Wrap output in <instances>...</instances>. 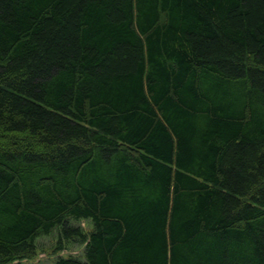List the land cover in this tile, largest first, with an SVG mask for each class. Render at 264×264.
Masks as SVG:
<instances>
[{
    "label": "trees",
    "instance_id": "16d2710c",
    "mask_svg": "<svg viewBox=\"0 0 264 264\" xmlns=\"http://www.w3.org/2000/svg\"><path fill=\"white\" fill-rule=\"evenodd\" d=\"M52 234L264 264V0H0V264Z\"/></svg>",
    "mask_w": 264,
    "mask_h": 264
},
{
    "label": "rangeland",
    "instance_id": "374dc122",
    "mask_svg": "<svg viewBox=\"0 0 264 264\" xmlns=\"http://www.w3.org/2000/svg\"><path fill=\"white\" fill-rule=\"evenodd\" d=\"M79 223H81L86 231H89L92 228V225L88 220H82ZM57 238L56 234L41 236L38 239L37 253L32 258L24 259L21 264H50L60 255L81 257L84 254L85 243L66 241V247L60 250L57 248L59 244Z\"/></svg>",
    "mask_w": 264,
    "mask_h": 264
}]
</instances>
